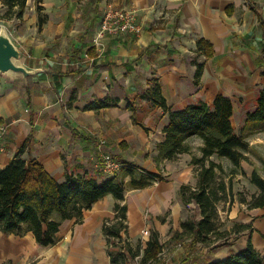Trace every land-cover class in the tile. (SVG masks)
Here are the masks:
<instances>
[{
  "label": "crops",
  "instance_id": "obj_1",
  "mask_svg": "<svg viewBox=\"0 0 264 264\" xmlns=\"http://www.w3.org/2000/svg\"><path fill=\"white\" fill-rule=\"evenodd\" d=\"M41 6L46 15L41 26L36 5L30 6L28 0L22 19H10L16 23L8 35L20 51V63L35 72L26 78L0 73V125L5 126L0 132V167L31 133L22 157L37 158L59 180L67 173L84 171L101 179L96 170L105 154L161 171L166 180L124 198L129 241L142 229L145 209L152 213L157 228L153 230L159 234L163 224L158 226L156 216L166 210L179 214L183 207L179 186L195 185L196 171L190 153L159 164L155 161L168 114L141 93L152 78L158 80L167 105L173 108L210 103L219 93L232 101L233 127V118L236 126H242L264 87L263 34L258 21V14L264 18V0H42ZM117 9L134 12L141 31L107 35L95 44L103 13ZM200 37L212 43V57L197 51ZM197 63L203 67L196 80ZM105 98L117 102L85 108ZM128 103L134 105V117L144 127L132 119ZM114 202L108 194L84 212L81 223L74 218L63 220L66 226L74 224L73 248L87 247L92 233L103 234L102 221L113 216ZM235 211L229 215L242 214ZM233 221L249 222L235 217ZM244 233H238L242 236L237 244L210 254V261L243 248L248 239L264 256L260 226L252 222V231ZM24 235L44 247L30 232ZM2 242L7 247L0 248V256L11 247V241L0 235ZM108 259L106 253L102 260Z\"/></svg>",
  "mask_w": 264,
  "mask_h": 264
},
{
  "label": "trees",
  "instance_id": "obj_2",
  "mask_svg": "<svg viewBox=\"0 0 264 264\" xmlns=\"http://www.w3.org/2000/svg\"><path fill=\"white\" fill-rule=\"evenodd\" d=\"M35 2L37 22L41 26L46 15L41 13L42 0ZM3 5L6 17L22 19L26 0H3ZM258 21L263 34L261 46L264 54V18L259 14ZM196 48L205 58L214 54L212 43L203 37L197 39ZM202 67V63H197L196 80L201 75ZM141 97L164 108L168 114V122L163 128L165 138L156 144L158 153L155 161L158 164L164 160H175L182 153H191L192 139L202 141L199 146L200 155L193 154L190 160L195 166L196 184H181L178 189L183 204L195 203L200 217L197 220L181 221V229H177L172 238L180 239L186 235L193 243L209 246L231 233L238 234L246 229L252 231L250 225L245 223H234L230 230L221 229L217 206L219 202L226 201L228 194L232 198L231 184L219 174L218 170H223L222 164L215 162L212 156L228 159L231 171L244 173L241 161L247 158L246 152L250 148L247 133L264 129V87L259 90L255 106L247 112L244 125L238 132L231 121L232 101L222 94H216L210 103L198 101L183 108H173L167 105L158 80L152 78ZM116 102L117 99H95L85 108H103ZM128 104L132 119L143 126L134 117V105ZM31 136L30 133L12 158L0 167V231L14 235L30 232L39 245H54L59 240L58 231L63 220L74 218L75 223H81L84 212L110 194L115 199L114 214L102 221V233L110 262L131 264L130 260L140 256L139 264H151L164 244L160 242L156 230L142 251L139 244L136 247L130 244L124 198L128 189H141L164 181L165 175L161 171H149L136 163L123 160L119 169L122 173L120 176L114 173L99 179L84 171L67 173L63 180H59L37 158L30 154L27 158L22 157ZM249 180L257 189L248 199L245 196L239 197V202L249 209L264 207V177L253 169ZM208 264H264V256L248 239L243 248L221 259L209 261Z\"/></svg>",
  "mask_w": 264,
  "mask_h": 264
},
{
  "label": "rangeland",
  "instance_id": "obj_3",
  "mask_svg": "<svg viewBox=\"0 0 264 264\" xmlns=\"http://www.w3.org/2000/svg\"><path fill=\"white\" fill-rule=\"evenodd\" d=\"M30 6H35V0H28ZM11 18L5 16V7L3 0H0V30H4L7 34L10 32L12 26L16 23L10 21ZM235 130L238 132L242 126H236V121L233 118ZM247 140L250 143V148L246 152L247 158L241 161V167L244 173L240 171H231V163L226 158H218L216 155L212 156L215 162L222 164L223 170H218L223 179L231 184L232 198L228 197L226 201L218 203V222L221 225V229L230 230L234 223H243L242 221L234 222L233 218L242 219L246 218L252 229V222L260 226L264 235V207L261 209L247 208L244 203L239 202V197L245 196L247 199L250 194L256 191V186L252 184L248 178V173L256 169L264 177V129L248 131ZM200 141L198 138H194L191 141L192 152H199ZM197 151V152H196ZM190 153L191 156L194 154ZM189 154V153H187ZM179 157V156H178ZM177 157V158H178ZM195 169V168H194ZM101 176H106L102 170H96ZM117 176L122 175L121 170L116 172ZM154 184V183H153ZM139 190V189H138ZM136 189H128L125 194L138 191ZM231 196V195H230ZM183 204V202H182ZM182 209L178 215H170V210H166L156 216L158 226L163 224L159 231L160 242L164 244L162 251L158 254L156 259L151 264H207V260L210 261V254H213L218 248L227 249L231 244H237L242 234L235 235L231 233L217 241L216 244L206 246L199 242L193 243L189 236L184 235L183 238H172V235L177 229H181L180 222L183 220H197L199 219L198 208L195 203L191 202L188 205H182ZM234 208H237L236 213L242 214L237 216L229 215ZM144 224L142 229H146L148 234L143 236L142 229L136 237L130 238V241L134 247L137 244L141 246L140 251L146 245V241L150 238L153 229H157L154 225V217L152 213L145 209L142 213ZM106 218V217H105ZM164 220V222H163ZM163 222V223H162ZM65 221L62 222L58 237L59 240L56 244L50 246L40 247L32 240L28 235H7L2 234L5 239L11 241L8 250H5L3 256H0V264H68L72 261L76 264H111L109 261L103 262L102 257L106 256L105 238L100 232L92 233L89 240H85V246H79L77 249L73 248V229L74 224L69 226L65 225ZM248 233L249 230H244ZM244 233V234H245ZM90 243V244H89ZM96 246H95V244ZM14 244V245H12ZM89 244V246H88ZM113 248V246H111ZM1 251V250H0ZM212 251V253H210ZM109 260V259H108ZM140 256L130 260L131 264H139Z\"/></svg>",
  "mask_w": 264,
  "mask_h": 264
},
{
  "label": "built area",
  "instance_id": "obj_4",
  "mask_svg": "<svg viewBox=\"0 0 264 264\" xmlns=\"http://www.w3.org/2000/svg\"><path fill=\"white\" fill-rule=\"evenodd\" d=\"M142 27L138 23L134 12L126 9H117L114 11L104 12L99 23V30L97 36L93 38V42L98 44V39L103 38L107 35H118L123 32L139 33ZM5 130L4 125H0V132L3 133ZM2 146L0 145V149ZM122 166V163L108 154L103 155V159L100 165L106 176L113 175ZM142 235L148 234L146 229H142Z\"/></svg>",
  "mask_w": 264,
  "mask_h": 264
},
{
  "label": "water",
  "instance_id": "obj_5",
  "mask_svg": "<svg viewBox=\"0 0 264 264\" xmlns=\"http://www.w3.org/2000/svg\"><path fill=\"white\" fill-rule=\"evenodd\" d=\"M35 71L27 69L20 63V51L10 36L0 30V73L20 74L24 78Z\"/></svg>",
  "mask_w": 264,
  "mask_h": 264
},
{
  "label": "bare ground",
  "instance_id": "obj_6",
  "mask_svg": "<svg viewBox=\"0 0 264 264\" xmlns=\"http://www.w3.org/2000/svg\"><path fill=\"white\" fill-rule=\"evenodd\" d=\"M3 242L2 243H0V248H2L3 247ZM5 247H7L6 245H4Z\"/></svg>",
  "mask_w": 264,
  "mask_h": 264
}]
</instances>
